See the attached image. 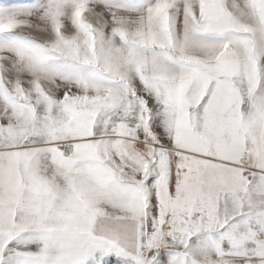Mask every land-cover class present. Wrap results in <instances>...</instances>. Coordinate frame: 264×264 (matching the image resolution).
Segmentation results:
<instances>
[{"label": "snow or ice", "instance_id": "6c2138e0", "mask_svg": "<svg viewBox=\"0 0 264 264\" xmlns=\"http://www.w3.org/2000/svg\"><path fill=\"white\" fill-rule=\"evenodd\" d=\"M0 264H264V0H0Z\"/></svg>", "mask_w": 264, "mask_h": 264}]
</instances>
